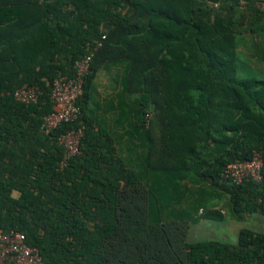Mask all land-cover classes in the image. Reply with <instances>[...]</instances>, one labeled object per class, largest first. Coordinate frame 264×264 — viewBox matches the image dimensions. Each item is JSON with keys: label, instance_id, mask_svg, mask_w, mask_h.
I'll use <instances>...</instances> for the list:
<instances>
[{"label": "trees", "instance_id": "obj_1", "mask_svg": "<svg viewBox=\"0 0 264 264\" xmlns=\"http://www.w3.org/2000/svg\"><path fill=\"white\" fill-rule=\"evenodd\" d=\"M240 32L204 0H0V227L48 264H264V231L188 239L191 224L225 216L207 185L231 215H264V166L260 181L221 178L255 151L264 159V80L239 76ZM91 52L81 114L66 125L83 128L82 153L61 167L62 128L43 132L51 86ZM109 63L127 65L139 140L127 155L87 114ZM24 85L41 88L37 102L15 98Z\"/></svg>", "mask_w": 264, "mask_h": 264}, {"label": "crops", "instance_id": "obj_2", "mask_svg": "<svg viewBox=\"0 0 264 264\" xmlns=\"http://www.w3.org/2000/svg\"><path fill=\"white\" fill-rule=\"evenodd\" d=\"M204 1L208 5L219 8L224 13H232L233 19L237 20L239 26L242 27V32L236 36L237 71L239 76L255 77L264 80V13L260 12L257 8L256 4L258 0ZM126 66L125 63H109L100 68L92 83L87 108V114L93 121L94 127L106 129L113 137L117 150L124 155H127L130 152V148H133L135 143L139 142L137 131H134L135 129L132 124L136 119V115L134 117L130 112L132 104L129 102V99L131 97L123 91V78L126 73ZM241 74L245 76H241ZM97 77L99 85L95 93ZM132 98L136 99L137 96H132ZM43 132L47 133L44 129ZM18 194V191L14 192L15 196H18ZM222 212L225 214L223 219L211 217L208 219H226L228 213L225 210H222ZM254 214L260 213L247 214L243 218L232 216L238 220H244L253 217ZM261 215L264 216L263 214ZM203 219L207 218L204 217L199 221ZM253 219L255 222L254 226L256 227L242 228H250L257 232L264 231V228L256 229L261 223L260 219L258 217H254ZM228 222L229 220L224 221L225 224ZM194 224L196 223L191 224L190 230ZM229 225L230 228L224 233L225 236L237 231V226L234 222L230 221ZM240 230L238 231V237Z\"/></svg>", "mask_w": 264, "mask_h": 264}, {"label": "built area", "instance_id": "obj_3", "mask_svg": "<svg viewBox=\"0 0 264 264\" xmlns=\"http://www.w3.org/2000/svg\"><path fill=\"white\" fill-rule=\"evenodd\" d=\"M257 8L264 13V0L257 1ZM104 38L106 35L103 36ZM93 52L77 59L74 64L75 74L71 77L61 75L53 80L51 99L53 111L45 116L43 129L51 131L62 128L56 135V141L64 148L61 167H65L70 159L82 153L81 127H66L75 122L80 114L79 99L84 94L86 76L91 72ZM42 90L38 85H24L15 90L14 96L24 103H35L40 98ZM152 116L147 114V119ZM264 159L259 151H255L249 160H237L227 164L221 172L223 180L240 183L245 179L260 181ZM203 209H201V212ZM0 264H48L37 247L26 242V235L20 231H5L0 227Z\"/></svg>", "mask_w": 264, "mask_h": 264}, {"label": "rangeland", "instance_id": "obj_4", "mask_svg": "<svg viewBox=\"0 0 264 264\" xmlns=\"http://www.w3.org/2000/svg\"><path fill=\"white\" fill-rule=\"evenodd\" d=\"M241 76H245V75L241 74ZM95 85L96 87L94 86L95 87L94 92L96 93L97 87L99 85L98 77L96 79ZM205 189L208 191L210 198L212 197V199H214L213 201H216L217 203L216 207L221 211L225 210L226 213L228 214L226 216V219L224 220L208 219L210 217H205L207 219H203L199 221L198 224L197 223L194 224L188 235L189 240L193 241L197 239H219L230 243H236L238 241V231L242 227H251V228L256 227L254 226L255 224V222L253 221L254 217H258L261 222L260 223L261 225L259 224L256 229L264 228V216H262L261 214H254V216L251 218L238 220L235 217H233L228 210V200H229L228 195H226L220 189L213 188L208 185ZM225 220H229V222L225 224L224 223ZM230 221L235 223V225L237 226V231L233 233H229L228 236H225L224 233H226L230 228L229 225Z\"/></svg>", "mask_w": 264, "mask_h": 264}]
</instances>
